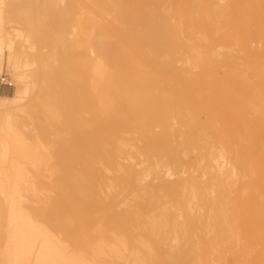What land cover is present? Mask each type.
Returning <instances> with one entry per match:
<instances>
[{
  "label": "bare ground",
  "instance_id": "1",
  "mask_svg": "<svg viewBox=\"0 0 264 264\" xmlns=\"http://www.w3.org/2000/svg\"><path fill=\"white\" fill-rule=\"evenodd\" d=\"M14 16L47 49L29 107ZM6 62L0 264H264V0H0V74ZM28 119L60 132L34 219L19 202ZM107 171L121 172L108 200Z\"/></svg>",
  "mask_w": 264,
  "mask_h": 264
},
{
  "label": "rangeland",
  "instance_id": "2",
  "mask_svg": "<svg viewBox=\"0 0 264 264\" xmlns=\"http://www.w3.org/2000/svg\"><path fill=\"white\" fill-rule=\"evenodd\" d=\"M5 25H6L8 30L12 31L13 36H14V43H15L16 47H19L21 45H23V47H24V48H21V51L19 50L20 51L19 53L17 52L18 53L17 63H18V67H19V72L27 80V83L29 82L28 83V86H30L29 92H28V94L25 98L24 104H23L24 106L28 105L27 107H29L30 104L32 103L34 97L36 96V93H37V85H35L34 83L36 81L38 83L41 82L44 71H45L44 67L46 65L45 64V60H46L45 58H46V50H47L45 47V42H44L43 37L41 39L38 38L39 32L37 31L36 26H32V27L28 26L25 24V22H23L22 20H20L16 16H14L11 20H8L7 22H5ZM38 40H40V41L42 40L43 42L42 41L40 42ZM7 49H8L7 47L4 48V52L6 54L8 53ZM6 65H7V62L5 64L4 71H2L0 74V77L1 76L9 77V79L11 81H13L14 85L10 87V86H7V85L0 83V88H1L0 89V95H12V94H14V92L17 88V83H16L17 78L13 74H11L12 70L11 69L9 70V68H7ZM15 78H16V80H15ZM0 115H1V112H0ZM28 120L26 122L27 125L25 124V126L23 128L26 131L25 133H26V136L28 138V144H29L28 146L30 147L28 150H30V152L32 153L30 155L32 157H30L28 160L26 158H24V160H23L24 161L23 165L25 166V167L23 166L24 170L27 169L26 172L25 171L24 172L28 173V174L24 175L25 180L23 179L22 180L23 183H21L22 187H21V192L19 194L22 195L23 198L20 197V195H19V202H20L21 208L23 210L26 209V212L25 211L24 212L27 213V217L31 215L30 217H32L34 219L35 218L34 217V212H35L34 210H36L38 207L40 208V206L42 207V205L45 206L47 200L49 201L48 197L54 196V193H55V190H54L55 184L54 183H55L56 177L60 173L61 169L57 165V160L55 159V156L54 155L52 156V154H53L52 152L54 150L53 144H55V148L58 145V144H56V142H55L56 140H54V139L59 136L60 132L57 133L55 131V133H54V131H50L49 134L50 133L51 134L50 135L47 134L48 137H46L47 136L46 134H41L38 131H36V129H34L33 123L31 124L30 120H29V122H28ZM61 134H63V133H61ZM44 135H46V136H44ZM56 135H58V136H56ZM42 136H44V137H42ZM31 137H32V139H31ZM124 137L128 138V142L130 143L129 144L130 147L128 146V150L132 154V157H133L132 163L133 164L137 163L139 166H137V164H135V165L137 167H140L141 164L139 162L141 160H143L142 158H144L143 155L140 154L141 153L140 152V145H142V140H140L139 135L136 133L135 134H124ZM36 139L38 142L36 141ZM29 141H31V142H29ZM52 148H53V150H52ZM49 155H50V157H49ZM129 159L121 158L120 160L123 163H131L132 160L131 159L129 160ZM3 163H4V160L1 159V157H0V164H3ZM34 165H36L35 166L36 168L33 167ZM28 169H29V171H28ZM120 173L121 172H119V171H116V172L115 171H107L108 176L111 178L110 179L111 186L106 189V191L108 193V194L106 193V199L107 200L110 199V197H112L115 193H117V191L120 190V185L118 184L117 180L115 179V178H117V176L120 175ZM29 175H30V177H29ZM114 175H115V177H114ZM32 179H33V182H32ZM25 181H27V182H25ZM25 187H27V188H25ZM22 189L24 192L22 191ZM40 189H42V190H40ZM33 190H35V191H33ZM0 196H1L0 197V199H1L0 200V227H1L0 228V234H1L0 235V241L2 242L3 238H1V237L3 236V234L5 235V231H6L5 226H2V225H5L4 224L6 222L5 218L7 217L6 214H7V209L9 208V206H8V202L5 201V199L3 198L1 193H0ZM45 196H46V198H45ZM128 199H130V200H128ZM139 199H140V197H138V196L136 197L133 194H130V195H128V197L124 198L125 201H128L130 204L132 203L131 205H134V206ZM128 202L121 204V208H126V207L128 208L129 207L128 205H130V204H128ZM131 207H133V206H130V208ZM140 218L143 219L144 216H140ZM143 229L145 231L146 227Z\"/></svg>",
  "mask_w": 264,
  "mask_h": 264
},
{
  "label": "built area",
  "instance_id": "3",
  "mask_svg": "<svg viewBox=\"0 0 264 264\" xmlns=\"http://www.w3.org/2000/svg\"><path fill=\"white\" fill-rule=\"evenodd\" d=\"M0 83L4 84V85H7V86H10V87L14 85L13 81H11L9 79V77H7V76H1L0 77Z\"/></svg>",
  "mask_w": 264,
  "mask_h": 264
},
{
  "label": "crops",
  "instance_id": "4",
  "mask_svg": "<svg viewBox=\"0 0 264 264\" xmlns=\"http://www.w3.org/2000/svg\"><path fill=\"white\" fill-rule=\"evenodd\" d=\"M1 89V88H0Z\"/></svg>",
  "mask_w": 264,
  "mask_h": 264
}]
</instances>
